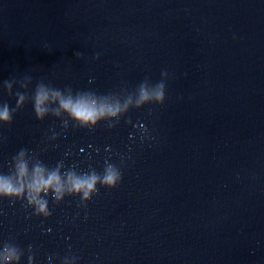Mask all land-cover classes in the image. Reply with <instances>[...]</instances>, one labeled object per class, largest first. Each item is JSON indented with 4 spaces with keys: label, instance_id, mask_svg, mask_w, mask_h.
<instances>
[{
    "label": "water",
    "instance_id": "1",
    "mask_svg": "<svg viewBox=\"0 0 264 264\" xmlns=\"http://www.w3.org/2000/svg\"><path fill=\"white\" fill-rule=\"evenodd\" d=\"M163 68L165 101L125 114L150 138L130 139L122 116L70 125L39 153L102 170L111 145L121 182L98 186L86 209L76 196L50 203L49 217L0 199V240L32 243L36 264L52 252L54 264L70 253L78 264H264V0H0V79L105 92ZM53 121L29 102L0 125V168L21 146L41 149Z\"/></svg>",
    "mask_w": 264,
    "mask_h": 264
},
{
    "label": "clouds",
    "instance_id": "2",
    "mask_svg": "<svg viewBox=\"0 0 264 264\" xmlns=\"http://www.w3.org/2000/svg\"><path fill=\"white\" fill-rule=\"evenodd\" d=\"M75 55L81 56L82 53L76 51ZM100 55L97 51L94 57ZM169 76L168 69L163 68L158 80L145 75L132 88L121 86L119 91L105 92L91 87L73 88L70 84L59 87L45 79L33 83V76L27 72L19 77L0 79V92L15 98L14 104L0 98V125L11 123L14 114L29 102L38 120L52 116L59 123V128L56 127L57 121L49 126L41 149L21 146L11 155L7 170L0 168V199L7 197L9 202L18 200L25 208L31 209L30 215L42 217L52 215L50 203L59 204L67 196L78 197V206L86 209L87 201L99 191L98 186L111 188L122 180L121 167L109 159L112 155L108 151L111 145L104 146L107 155L102 170H97L91 164L80 168L77 162L66 163L64 157L70 154L69 151H65L54 163L45 161L39 153L48 147V142L66 134L70 125L72 128L91 129L103 121L107 128H113L132 108H140L150 102L162 104L166 98ZM88 80L91 83L94 77L89 76ZM125 122L135 130L129 131L130 139L136 136L141 141L150 138V131L143 121L134 122L130 116H125ZM120 155L123 160L125 154ZM14 240L15 237L0 240V264H20L22 257H26V264H36L34 245L28 243L26 248H22ZM56 255L55 252L46 254L48 264H54ZM78 260L74 253L65 254L60 257V264H78Z\"/></svg>",
    "mask_w": 264,
    "mask_h": 264
}]
</instances>
